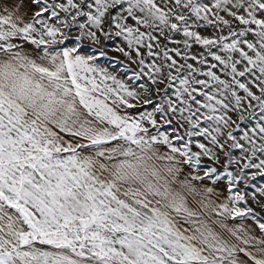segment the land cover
I'll list each match as a JSON object with an SVG mask.
<instances>
[{
    "label": "snow or ice",
    "instance_id": "6c2138e0",
    "mask_svg": "<svg viewBox=\"0 0 264 264\" xmlns=\"http://www.w3.org/2000/svg\"><path fill=\"white\" fill-rule=\"evenodd\" d=\"M261 212L264 0H0V264H264Z\"/></svg>",
    "mask_w": 264,
    "mask_h": 264
},
{
    "label": "rangeland",
    "instance_id": "374dc122",
    "mask_svg": "<svg viewBox=\"0 0 264 264\" xmlns=\"http://www.w3.org/2000/svg\"><path fill=\"white\" fill-rule=\"evenodd\" d=\"M205 34H208V33H205ZM169 47H175V45H169ZM193 50H194V51H199L200 49H199L198 46H197V47H194ZM109 56H117V57H119L120 60H124V57L121 56L119 53L109 52ZM101 63H104V64H110L111 61H110V60H102ZM117 67H119V66H117ZM249 203L252 204V201L250 200ZM253 206L256 207V211H257V212H260V208H259L258 206H255V205H253ZM260 215H261L262 217H264V212H261Z\"/></svg>",
    "mask_w": 264,
    "mask_h": 264
}]
</instances>
